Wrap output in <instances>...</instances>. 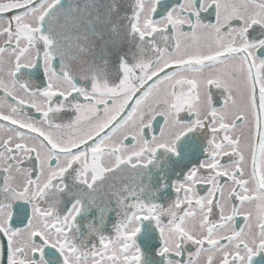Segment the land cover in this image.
I'll list each match as a JSON object with an SVG mask.
<instances>
[{"label":"snow or ice","instance_id":"snow-or-ice-1","mask_svg":"<svg viewBox=\"0 0 264 264\" xmlns=\"http://www.w3.org/2000/svg\"><path fill=\"white\" fill-rule=\"evenodd\" d=\"M99 9L0 0V264H264V0ZM97 23L111 73L61 55Z\"/></svg>","mask_w":264,"mask_h":264},{"label":"flooded vegetation","instance_id":"flooded-vegetation-1","mask_svg":"<svg viewBox=\"0 0 264 264\" xmlns=\"http://www.w3.org/2000/svg\"><path fill=\"white\" fill-rule=\"evenodd\" d=\"M62 2L67 3L68 0H62ZM76 2L87 5L88 2H95L100 6L99 13L101 15V20L103 19V12L107 5H110L113 0H76ZM116 2L120 5V15H130V3L131 0H116ZM162 3H167L169 7L172 4L179 2V0H161ZM94 14H96L94 12ZM202 16L205 17V22H209L207 19L208 14L202 13ZM214 13L212 15V20L214 21ZM52 31L54 35H59L64 37L67 33L71 31L69 27L68 20L63 17L54 18L51 22ZM126 23V21H125ZM187 29V26H186ZM81 43H85L86 47L89 48L88 52H81L78 47L74 46L70 40L65 42L63 39L61 40V55L65 59H70L73 63L74 67H78L77 61H84V62H91L92 60L96 63H102L103 59H108L110 61L108 71L114 72V64L116 61L115 53L116 52H127L129 54V59L131 58V52L134 51V44H130L127 36L123 33L119 37H113L111 32L109 31L108 27L103 23H97L95 25V32L89 33L88 40L81 41ZM107 55V57H105ZM58 64V62H57ZM35 79V77H33ZM78 83L81 86H90L89 82L79 80V76L76 77ZM74 96L76 94H73ZM81 102H83V98H80ZM131 103V102H130ZM29 111L31 115L36 116L39 118V114L35 113L34 110L26 109ZM162 122V121H161ZM154 129L158 131V125L154 122ZM24 166H31L27 162H25ZM155 172V170H153ZM159 173H156L153 178V186L155 185V180L159 178ZM177 179L175 174H171L170 178H166L165 182L169 184V188L167 190H161L160 192L156 193V199L154 202L166 204L170 199L175 198V193L170 187L171 180ZM111 222L106 225L107 232L106 234L111 232L112 224L115 223V212L110 214ZM239 222H242L241 218H237ZM186 255V253H185ZM6 264V260H5Z\"/></svg>","mask_w":264,"mask_h":264}]
</instances>
